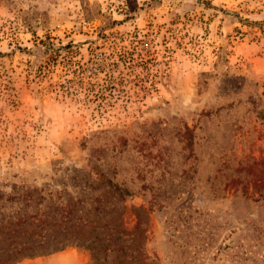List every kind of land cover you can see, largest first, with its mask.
<instances>
[{"label":"rangeland","instance_id":"374dc122","mask_svg":"<svg viewBox=\"0 0 264 264\" xmlns=\"http://www.w3.org/2000/svg\"><path fill=\"white\" fill-rule=\"evenodd\" d=\"M0 264H264V0H0Z\"/></svg>","mask_w":264,"mask_h":264},{"label":"trees","instance_id":"16d2710c","mask_svg":"<svg viewBox=\"0 0 264 264\" xmlns=\"http://www.w3.org/2000/svg\"><path fill=\"white\" fill-rule=\"evenodd\" d=\"M257 164V163H256ZM259 182L257 183V182H255V186H256V188L255 189H252V191H251V194H253L252 196L253 197H255V194H260L259 195V197L258 198H256V200H258V199H263V193L261 192V191H258V187L257 186H259Z\"/></svg>","mask_w":264,"mask_h":264}]
</instances>
